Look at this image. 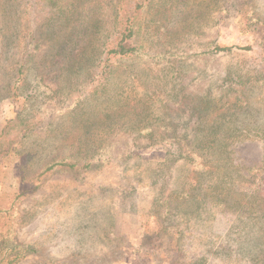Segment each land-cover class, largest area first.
Instances as JSON below:
<instances>
[{"label": "rangeland", "instance_id": "rangeland-1", "mask_svg": "<svg viewBox=\"0 0 264 264\" xmlns=\"http://www.w3.org/2000/svg\"><path fill=\"white\" fill-rule=\"evenodd\" d=\"M71 1L0 0V264H264V0H146L110 70Z\"/></svg>", "mask_w": 264, "mask_h": 264}, {"label": "trees", "instance_id": "trees-1", "mask_svg": "<svg viewBox=\"0 0 264 264\" xmlns=\"http://www.w3.org/2000/svg\"><path fill=\"white\" fill-rule=\"evenodd\" d=\"M49 1H50V4L54 5L57 0H49ZM114 1H115L114 7H130V8L124 9L122 12H120V15L116 17V18H118V20H117V25H115V27H114L115 35L112 39H110V41L105 46L104 53H105L106 57H105L104 61H105V63H107L109 70L112 69V67L114 66L113 62H109V60L112 57H114V58H116L118 56L124 57L127 55H131V54H133L139 50V47L135 43L137 30L139 28L136 25L138 24V19H139L140 14H141V9L144 6L147 7V5H148V3L146 5L144 3L146 0H143V1L136 0V2H134L132 4L130 3L131 0L130 1H128V0H114ZM124 2H126L128 4L126 5V4H124ZM150 2H152V1H150ZM63 7H77V1L73 0L69 3H67L66 5H64ZM216 49L219 50L220 48L216 47ZM78 54L70 56L68 59L75 61L77 59ZM13 120H16V119H13ZM13 120L11 119L10 121H8L7 125H5L3 127L2 131H0V137L4 133H7L8 129H9L8 126H9V124L13 123ZM0 146H1V144H0ZM8 148H10V147H8ZM8 151L9 150H7L6 152H8ZM3 155H4V152L0 151V160H1V157ZM58 164H60V162L53 163L50 167H48L46 169V171H50L52 168H54ZM71 166H74V165H71ZM224 183L221 182V189L223 188V186H225ZM219 188H220V186L218 187V189ZM17 259L18 258L14 257V259H11L8 261V264H15Z\"/></svg>", "mask_w": 264, "mask_h": 264}]
</instances>
